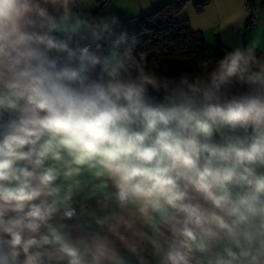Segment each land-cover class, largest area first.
I'll list each match as a JSON object with an SVG mask.
<instances>
[{
    "label": "clouds",
    "instance_id": "9594fccd",
    "mask_svg": "<svg viewBox=\"0 0 264 264\" xmlns=\"http://www.w3.org/2000/svg\"><path fill=\"white\" fill-rule=\"evenodd\" d=\"M63 31L45 0H0V264H124L68 223L85 170L150 229L158 264H264V68L235 50L160 78Z\"/></svg>",
    "mask_w": 264,
    "mask_h": 264
},
{
    "label": "crops",
    "instance_id": "0c3cea01",
    "mask_svg": "<svg viewBox=\"0 0 264 264\" xmlns=\"http://www.w3.org/2000/svg\"><path fill=\"white\" fill-rule=\"evenodd\" d=\"M173 0H110L97 13L90 0H45L49 11L65 31L58 33L71 42L73 47L111 42L99 55H108L117 43L134 40L145 15L152 14ZM247 0H190L178 13L180 21H189L195 31L203 32L208 43L217 39L231 51L241 50L248 54L254 50L262 56L251 58L253 70L264 68V0L258 12L257 22L251 20L252 12ZM202 9L199 10V8ZM93 18V19H91ZM119 53L120 50H118ZM74 180L71 204L87 202L88 211L78 214L68 223L74 234L107 235L113 242L124 264H158L152 246L145 238L150 229L142 222L134 209H121L116 204L110 182L83 171ZM72 181H69L71 183ZM63 183V181H61ZM136 248V252L131 250Z\"/></svg>",
    "mask_w": 264,
    "mask_h": 264
},
{
    "label": "trees",
    "instance_id": "16d2710c",
    "mask_svg": "<svg viewBox=\"0 0 264 264\" xmlns=\"http://www.w3.org/2000/svg\"><path fill=\"white\" fill-rule=\"evenodd\" d=\"M188 1L190 0H173L152 14L145 15L141 20V29L137 37L116 44L122 56L134 58L146 70L160 78L177 80L183 75L189 78L206 76L219 59L233 51L220 39L212 44L208 43L203 32L195 31L189 21H180L177 18ZM256 1L247 0V8L251 10ZM262 55L263 53L258 50L245 54L250 58L251 70H253L251 58ZM246 87L236 82L228 86L227 94L244 91Z\"/></svg>",
    "mask_w": 264,
    "mask_h": 264
},
{
    "label": "built area",
    "instance_id": "2783aa9c",
    "mask_svg": "<svg viewBox=\"0 0 264 264\" xmlns=\"http://www.w3.org/2000/svg\"><path fill=\"white\" fill-rule=\"evenodd\" d=\"M90 1H92L97 7V13L93 16V18H94V17H96L98 12H100L107 5V3L110 0H90ZM261 5H262V0H257L256 4L251 9V12H252L251 20L253 22H257L256 12H258V10L260 9ZM110 44H111V42H102V43H96V44H93V45L88 44V45H84L82 47H89L92 51L96 52L97 54H100L101 50L105 46H109ZM71 205L76 210V216L78 214H80V213H84V212L88 211V209H89V204L87 202L74 203V204H71Z\"/></svg>",
    "mask_w": 264,
    "mask_h": 264
},
{
    "label": "rangeland",
    "instance_id": "374dc122",
    "mask_svg": "<svg viewBox=\"0 0 264 264\" xmlns=\"http://www.w3.org/2000/svg\"><path fill=\"white\" fill-rule=\"evenodd\" d=\"M119 48L116 46H114V47H112V48H110L109 49V51H108V54H110V53H112V52H115V53H117V54H119V55H121L122 56V53H119Z\"/></svg>",
    "mask_w": 264,
    "mask_h": 264
}]
</instances>
